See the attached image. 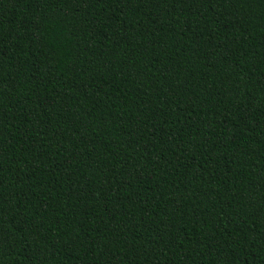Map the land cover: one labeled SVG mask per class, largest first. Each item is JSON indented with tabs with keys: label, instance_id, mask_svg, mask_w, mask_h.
<instances>
[{
	"label": "trees",
	"instance_id": "1",
	"mask_svg": "<svg viewBox=\"0 0 264 264\" xmlns=\"http://www.w3.org/2000/svg\"><path fill=\"white\" fill-rule=\"evenodd\" d=\"M0 264H264V0H0Z\"/></svg>",
	"mask_w": 264,
	"mask_h": 264
}]
</instances>
